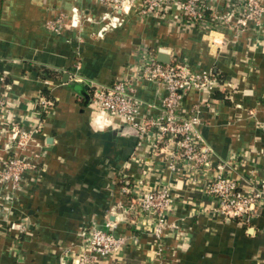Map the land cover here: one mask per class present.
<instances>
[{
  "label": "crops",
  "instance_id": "obj_1",
  "mask_svg": "<svg viewBox=\"0 0 264 264\" xmlns=\"http://www.w3.org/2000/svg\"><path fill=\"white\" fill-rule=\"evenodd\" d=\"M126 5L0 0V157L15 123L35 131L29 151L19 154L39 155L15 198L0 193V264H72L88 231L107 229V221L127 240L100 264H264V198L244 223L220 216L206 193L223 162L243 191L264 178V15L260 24L249 19L238 30H214L175 12L145 17L141 0ZM54 22H61L56 30L49 28ZM149 51L157 60L177 54L216 77L207 90L185 92L180 105L184 114L198 109L211 166L194 170L180 161L173 172L151 129L105 119L92 102L95 86L137 77ZM140 81L137 122L158 115L166 93ZM138 180L171 185L176 203L168 221L177 230L158 239L141 224L130 209Z\"/></svg>",
  "mask_w": 264,
  "mask_h": 264
},
{
  "label": "built area",
  "instance_id": "obj_2",
  "mask_svg": "<svg viewBox=\"0 0 264 264\" xmlns=\"http://www.w3.org/2000/svg\"><path fill=\"white\" fill-rule=\"evenodd\" d=\"M101 2L113 10H121L126 3L129 6L134 0ZM168 12L181 14L191 24L204 29L224 30L236 27L238 30L249 19L257 24L262 22L264 0H141L139 13L145 17L158 18ZM54 23L49 24L52 30L59 28L56 24H61ZM140 62L142 70L137 77H121L112 85L93 88L92 102L97 111L105 119H123L142 133L151 129L154 146L166 154L169 168L173 172L180 171V161L194 170L211 166L213 153L199 132L201 119L198 109L193 108L190 114H184L180 105L188 90H207L216 85L218 81L214 74L207 70H192L177 54L164 63L149 51L142 54ZM140 80L153 81L166 93L162 98L159 114L137 122L143 104V100L137 95ZM8 131L9 137L5 143L7 155L0 157V193L15 198L25 172L35 167V158L39 155L35 154L32 158L30 154H19L20 151H29L28 146L35 131L27 130L16 123ZM228 165L223 162L216 166L217 171L206 181V193L214 198V210L220 216L249 223L258 214L260 202L264 198V178L254 179L255 182L252 180L253 189L249 192L243 191L239 178L226 173ZM171 188L169 183L146 186L141 180L133 186L130 209L141 216V224L146 228L150 227L153 236L158 239L163 237L165 229H178L176 222L168 221L176 203ZM106 227L108 228L93 226L88 231L87 247L79 256L73 258L72 264H100V259L107 258L122 248L127 238L116 235L111 230L114 227L113 222L107 221Z\"/></svg>",
  "mask_w": 264,
  "mask_h": 264
},
{
  "label": "water",
  "instance_id": "obj_3",
  "mask_svg": "<svg viewBox=\"0 0 264 264\" xmlns=\"http://www.w3.org/2000/svg\"><path fill=\"white\" fill-rule=\"evenodd\" d=\"M159 61L164 62V63L169 62L170 61L169 55L166 53H161Z\"/></svg>",
  "mask_w": 264,
  "mask_h": 264
}]
</instances>
